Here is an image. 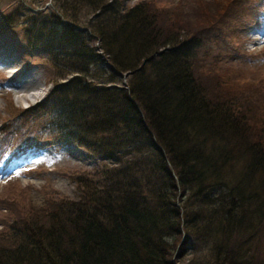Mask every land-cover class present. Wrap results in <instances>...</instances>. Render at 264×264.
<instances>
[{"label":"trees","instance_id":"1","mask_svg":"<svg viewBox=\"0 0 264 264\" xmlns=\"http://www.w3.org/2000/svg\"><path fill=\"white\" fill-rule=\"evenodd\" d=\"M44 1L16 5L18 28L0 12V36L51 72L26 125L1 119L0 161L43 139L97 162L75 196L13 214L0 264H264V76L224 62L247 52L204 48L217 18L172 33L140 4ZM263 16L247 0L242 34Z\"/></svg>","mask_w":264,"mask_h":264},{"label":"rangeland","instance_id":"2","mask_svg":"<svg viewBox=\"0 0 264 264\" xmlns=\"http://www.w3.org/2000/svg\"><path fill=\"white\" fill-rule=\"evenodd\" d=\"M124 1L128 4L135 3L152 8L155 12L153 15L161 23L162 32L173 33L182 31V29L187 30L190 24L198 22L199 19L214 21L217 18L216 23L219 24L217 28L205 30L206 34L202 32V37L209 40V45L204 48L208 51L214 48V52H217V50L221 51V48L232 46L237 42L241 50L247 53L225 57L224 62L228 69L238 72L245 82L262 78L255 76H264V52L261 54L257 52L264 47V19L259 24L261 28L259 25L257 30L251 27L242 34L241 15L247 6V0H236L238 2L237 9L230 11L226 10L229 0H224L222 5L221 0ZM55 2L57 0H49V4L45 5L42 11L47 12L52 9ZM29 3V0H0V9L7 7L4 11L10 12L11 19L14 20L15 26L18 28L24 24V20L19 18V9L16 5H29ZM207 21H202L200 24ZM260 30H262V34L259 33ZM17 32L23 33L20 30ZM257 35L260 37L258 38ZM1 36L0 57L7 62L10 61V64L6 65L8 69L2 68L0 73L5 78L0 86V123L1 119L5 118L7 123L15 122L19 125H26L32 119L26 109L48 90L51 83L48 78L51 72L45 59L46 62L36 60L35 63L30 62L25 58L29 55L19 49L18 45L14 46L15 41L13 43L5 35ZM216 42L219 43L215 44ZM30 60H32V55ZM3 64L5 65V63ZM14 71L15 73L11 75ZM23 78L25 86L20 89L19 86H13L15 83L21 85ZM125 81L123 77L119 79L120 83L124 84ZM244 88L246 87L244 86ZM53 146L56 148H47L45 151L38 152L26 162L34 167L30 170L32 172L41 168L49 170L55 167L51 171L39 170L37 174L23 173L19 177L7 181L6 174H0V233L8 231L7 225L12 220L13 214L26 211L22 209L23 207L37 208L44 200L57 201L62 197H73L77 191H81V182L92 176L91 168L97 162L95 157L88 155L83 148L75 143ZM13 158L11 157L7 162H12ZM8 168L10 169L11 166L9 165ZM187 258L188 255L183 254L175 258L173 263L185 264Z\"/></svg>","mask_w":264,"mask_h":264},{"label":"bare ground","instance_id":"3","mask_svg":"<svg viewBox=\"0 0 264 264\" xmlns=\"http://www.w3.org/2000/svg\"><path fill=\"white\" fill-rule=\"evenodd\" d=\"M22 86H19V89L21 88ZM21 95V94H20Z\"/></svg>","mask_w":264,"mask_h":264}]
</instances>
